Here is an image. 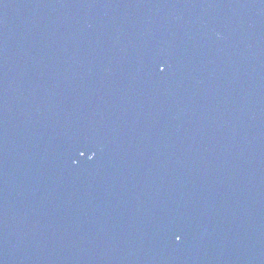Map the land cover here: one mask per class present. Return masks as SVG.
<instances>
[{
    "label": "water",
    "instance_id": "1",
    "mask_svg": "<svg viewBox=\"0 0 264 264\" xmlns=\"http://www.w3.org/2000/svg\"><path fill=\"white\" fill-rule=\"evenodd\" d=\"M0 264H264V0H0Z\"/></svg>",
    "mask_w": 264,
    "mask_h": 264
},
{
    "label": "snow or ice",
    "instance_id": "2",
    "mask_svg": "<svg viewBox=\"0 0 264 264\" xmlns=\"http://www.w3.org/2000/svg\"><path fill=\"white\" fill-rule=\"evenodd\" d=\"M161 71H163V69H161Z\"/></svg>",
    "mask_w": 264,
    "mask_h": 264
}]
</instances>
